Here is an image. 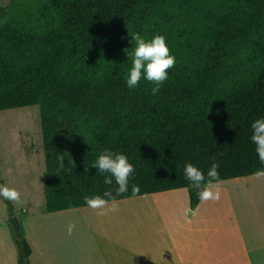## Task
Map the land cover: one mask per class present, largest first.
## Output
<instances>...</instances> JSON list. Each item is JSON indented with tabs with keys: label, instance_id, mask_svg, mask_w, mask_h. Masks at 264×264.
Listing matches in <instances>:
<instances>
[{
	"label": "trees",
	"instance_id": "obj_1",
	"mask_svg": "<svg viewBox=\"0 0 264 264\" xmlns=\"http://www.w3.org/2000/svg\"><path fill=\"white\" fill-rule=\"evenodd\" d=\"M135 33L163 35L176 57L155 95L149 81L125 84ZM35 105L48 212L108 190L91 167L105 148L135 167L128 192L113 184L116 200L188 188L195 208L186 163L206 175L216 154L220 182L264 168L250 127L264 116V0H12L0 6V111ZM16 241L30 264L29 242Z\"/></svg>",
	"mask_w": 264,
	"mask_h": 264
},
{
	"label": "crops",
	"instance_id": "obj_2",
	"mask_svg": "<svg viewBox=\"0 0 264 264\" xmlns=\"http://www.w3.org/2000/svg\"><path fill=\"white\" fill-rule=\"evenodd\" d=\"M15 169L0 165V178L22 197L10 201L32 248L30 264H264V190H250V202L236 205L201 201L192 208L189 190L182 188L116 200L103 209L48 212L46 199L35 202L30 176ZM11 216L10 210L0 214V264H20Z\"/></svg>",
	"mask_w": 264,
	"mask_h": 264
},
{
	"label": "clouds",
	"instance_id": "obj_3",
	"mask_svg": "<svg viewBox=\"0 0 264 264\" xmlns=\"http://www.w3.org/2000/svg\"><path fill=\"white\" fill-rule=\"evenodd\" d=\"M132 51L127 54L131 58V67L125 74V84L129 89H135L140 81L146 80L152 83L151 93L155 95L159 92L163 83L169 77V69L175 66L176 57L170 53L163 35H154L150 39L145 38L139 33L131 36ZM251 141L255 145V152L261 164H264V116L252 121ZM63 155H58L60 167L63 168ZM211 166L207 173L192 163L184 166V176L190 181L193 187L198 189V197L201 201L219 199V189L215 187L219 181L217 171L219 163L217 155L212 154ZM91 167L104 177L103 183L108 185V190L102 195L94 194L84 196L85 205L93 209H103L109 202L113 205L117 203L113 195L112 186L115 187V194L121 195L128 192L130 178H134L135 167L129 162L127 155L111 149H103L95 158ZM257 176H264V168L258 169ZM215 188V190H214ZM140 191L139 185L132 186V195L135 196ZM0 197L8 200L20 202V194L14 188L0 184ZM75 227L74 224L68 226L69 233Z\"/></svg>",
	"mask_w": 264,
	"mask_h": 264
},
{
	"label": "rangeland",
	"instance_id": "obj_4",
	"mask_svg": "<svg viewBox=\"0 0 264 264\" xmlns=\"http://www.w3.org/2000/svg\"><path fill=\"white\" fill-rule=\"evenodd\" d=\"M11 1L0 0V6L8 7ZM31 127L35 129L33 130L35 133H32ZM34 137L36 140L33 139ZM0 165L2 168L5 165L11 168L13 165L16 168L15 170L20 172L23 177L30 176L29 180L34 183L32 193L35 202L38 204L45 203L42 180L46 170V160L39 106L0 111ZM225 183H218L215 186L218 189L220 188L219 199H211L203 201V203L214 206L236 205L238 201L246 202L251 199L250 190H264V176H253L249 180L233 179ZM119 209L124 210L125 207ZM8 212L7 202L3 197H0V214L4 216Z\"/></svg>",
	"mask_w": 264,
	"mask_h": 264
},
{
	"label": "water",
	"instance_id": "obj_5",
	"mask_svg": "<svg viewBox=\"0 0 264 264\" xmlns=\"http://www.w3.org/2000/svg\"><path fill=\"white\" fill-rule=\"evenodd\" d=\"M8 222L11 224V226L13 228L15 237L17 239H20L21 235H22V232H21V225H20V221H19L18 217L17 216H11L8 219Z\"/></svg>",
	"mask_w": 264,
	"mask_h": 264
},
{
	"label": "bare ground",
	"instance_id": "obj_6",
	"mask_svg": "<svg viewBox=\"0 0 264 264\" xmlns=\"http://www.w3.org/2000/svg\"><path fill=\"white\" fill-rule=\"evenodd\" d=\"M37 127V126H36ZM33 130H35V129H32V127H31V131H33ZM29 132V131H28ZM37 132V131H36ZM32 133H35V131H33ZM35 135V134H34ZM38 137V136H37ZM33 139H35L36 140V138L34 137ZM34 141V140H33ZM30 142V141H29ZM31 142H32V139H31ZM28 143V142H27ZM34 143V142H33ZM35 150V149H34ZM36 171V170H35ZM36 173V172H35ZM30 174V173H29ZM33 176V175H32Z\"/></svg>",
	"mask_w": 264,
	"mask_h": 264
}]
</instances>
